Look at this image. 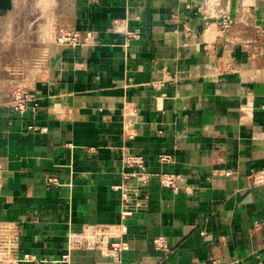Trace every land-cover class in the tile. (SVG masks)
I'll use <instances>...</instances> for the list:
<instances>
[{"label": "crops", "instance_id": "crops-1", "mask_svg": "<svg viewBox=\"0 0 264 264\" xmlns=\"http://www.w3.org/2000/svg\"><path fill=\"white\" fill-rule=\"evenodd\" d=\"M11 1L0 60L36 76L25 112L0 101L20 264H264V0ZM90 226L117 251L78 247Z\"/></svg>", "mask_w": 264, "mask_h": 264}, {"label": "built area", "instance_id": "built-area-1", "mask_svg": "<svg viewBox=\"0 0 264 264\" xmlns=\"http://www.w3.org/2000/svg\"><path fill=\"white\" fill-rule=\"evenodd\" d=\"M227 25V24H226ZM90 34L83 35L77 31H66L59 34L57 42L60 46H66L70 48H76L83 43H87L90 38ZM30 100V95L26 93L17 92L15 96L16 110L25 112ZM163 161H168V158H163ZM126 163L129 166H135L133 172L125 173V177L128 180H134L141 184H146L150 175L146 172L145 161L143 158L130 157ZM161 183L167 188H176L178 180L173 175L165 174L161 177ZM137 195L139 192L132 191ZM125 198L129 197V193L124 195ZM124 215H131V212L126 211ZM110 237L111 233L103 227L90 226L85 229L84 233L80 236L73 238V242L80 248L101 249L106 254H112L117 251V246L110 250ZM119 250V249H118ZM20 254L18 249V237L13 231L4 226L0 227V264H20ZM214 264H218L215 262ZM236 264H246L244 262H237Z\"/></svg>", "mask_w": 264, "mask_h": 264}, {"label": "rangeland", "instance_id": "rangeland-1", "mask_svg": "<svg viewBox=\"0 0 264 264\" xmlns=\"http://www.w3.org/2000/svg\"><path fill=\"white\" fill-rule=\"evenodd\" d=\"M55 37L58 38V35ZM5 47L6 46H4L6 52L12 51V45L7 46L6 48ZM30 63L31 62L21 63L20 61L13 59L0 60V101H2L3 98L7 99L12 94L19 92L21 90L20 87L23 86L24 88H28L33 84L36 80V76L35 72L34 74H31L29 70V67L31 66ZM35 63L36 62H33L32 66H35ZM39 63L41 64V62H37V66L42 67Z\"/></svg>", "mask_w": 264, "mask_h": 264}, {"label": "water", "instance_id": "water-1", "mask_svg": "<svg viewBox=\"0 0 264 264\" xmlns=\"http://www.w3.org/2000/svg\"><path fill=\"white\" fill-rule=\"evenodd\" d=\"M0 7L8 10L12 7V1L11 0H0Z\"/></svg>", "mask_w": 264, "mask_h": 264}, {"label": "bare ground", "instance_id": "bare-ground-1", "mask_svg": "<svg viewBox=\"0 0 264 264\" xmlns=\"http://www.w3.org/2000/svg\"><path fill=\"white\" fill-rule=\"evenodd\" d=\"M34 32V31H33ZM30 34H31V32H30ZM33 34V33H32ZM28 36V35H27ZM28 39V38H27ZM22 60V59H21ZM24 60V59H23ZM21 65V64H20ZM23 65V64H22ZM18 66V65H17ZM23 69H25V68H23ZM21 71V70H20ZM25 71H27V70H25ZM24 74V73H23ZM5 85V84H4Z\"/></svg>", "mask_w": 264, "mask_h": 264}]
</instances>
